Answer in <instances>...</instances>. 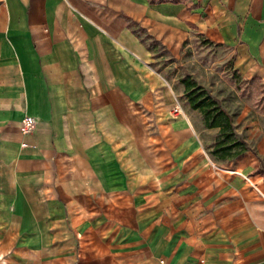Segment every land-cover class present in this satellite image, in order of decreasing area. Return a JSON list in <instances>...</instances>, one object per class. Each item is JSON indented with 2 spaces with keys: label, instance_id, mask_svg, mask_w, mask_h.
I'll return each instance as SVG.
<instances>
[{
  "label": "crops",
  "instance_id": "crops-1",
  "mask_svg": "<svg viewBox=\"0 0 264 264\" xmlns=\"http://www.w3.org/2000/svg\"><path fill=\"white\" fill-rule=\"evenodd\" d=\"M192 29L264 84V0H0V264H264L260 163L151 132V39Z\"/></svg>",
  "mask_w": 264,
  "mask_h": 264
},
{
  "label": "rangeland",
  "instance_id": "rangeland-1",
  "mask_svg": "<svg viewBox=\"0 0 264 264\" xmlns=\"http://www.w3.org/2000/svg\"><path fill=\"white\" fill-rule=\"evenodd\" d=\"M149 48L153 57L151 66L168 91L157 93L155 110H151V132L166 136L163 142L155 144L172 149L179 145L181 132L173 123L194 113L191 99L196 98L198 103L210 102L213 114L229 116L232 125L226 131L208 128L203 123L205 115L198 110L202 114L198 112L200 126H195V131L187 125L186 134L204 135L200 144L209 150L215 146L213 136L219 135L223 140L229 135L226 144L232 150L230 162L237 165L242 158L246 163L255 160L260 163L258 171L264 173V159L260 158L264 157L260 154L264 150V84L242 77L235 69L233 51L194 29L173 33L170 42L153 38ZM185 82L191 85L188 91ZM159 150L158 147L155 152ZM153 156L157 161V154Z\"/></svg>",
  "mask_w": 264,
  "mask_h": 264
},
{
  "label": "trees",
  "instance_id": "trees-1",
  "mask_svg": "<svg viewBox=\"0 0 264 264\" xmlns=\"http://www.w3.org/2000/svg\"><path fill=\"white\" fill-rule=\"evenodd\" d=\"M187 85V91L191 89V85L188 82H185ZM191 105L193 109L200 110L205 115V123L208 128H220L221 130H227L232 125L231 118L229 116H225L223 113L213 114L211 111L212 104L206 101L198 103L197 99H191ZM227 141H230L229 135H225V139L221 140V148H226L231 150V146L227 145Z\"/></svg>",
  "mask_w": 264,
  "mask_h": 264
},
{
  "label": "built area",
  "instance_id": "built-area-1",
  "mask_svg": "<svg viewBox=\"0 0 264 264\" xmlns=\"http://www.w3.org/2000/svg\"><path fill=\"white\" fill-rule=\"evenodd\" d=\"M175 112L179 114V109H176ZM37 129V120L30 116H25L20 122V132L23 135H28L34 133ZM26 146V144H24ZM161 264H167L166 260H162Z\"/></svg>",
  "mask_w": 264,
  "mask_h": 264
}]
</instances>
